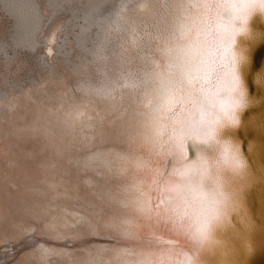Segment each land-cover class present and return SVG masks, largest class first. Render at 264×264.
<instances>
[{"label": "bare ground", "instance_id": "obj_1", "mask_svg": "<svg viewBox=\"0 0 264 264\" xmlns=\"http://www.w3.org/2000/svg\"><path fill=\"white\" fill-rule=\"evenodd\" d=\"M145 3L0 0V264H189L197 246L190 230L178 233L174 225L157 217V208L166 207L157 186L145 187L149 177L142 171H124L127 162L118 153H138L128 152L123 145L94 149L106 153L99 169L107 183L99 182L109 193L102 215L97 216L71 193L57 197L47 190L46 184L58 179L56 169L48 167L46 171L39 165H52L55 160L48 153L35 159L28 155L33 150L39 153L46 141L18 133L52 109L58 117L53 131L57 136L71 137L72 114L82 98L104 106L95 94L84 97L76 88H110L123 70L121 53L130 43L128 24L120 19V10L126 6L129 18L148 17L149 10L141 7ZM150 6L159 7L155 0ZM65 83L73 89L67 96L62 95ZM124 107L132 112L128 103ZM39 123L45 121L40 119ZM133 184L147 193L153 209L151 220L135 212ZM74 214L90 223H76ZM124 221L130 223L132 239L105 227L108 222ZM46 224L66 236H79L74 240L50 239L38 231ZM180 241L185 244L182 253ZM41 248L50 251L44 255ZM121 249L131 254L121 253Z\"/></svg>", "mask_w": 264, "mask_h": 264}, {"label": "clouds", "instance_id": "obj_2", "mask_svg": "<svg viewBox=\"0 0 264 264\" xmlns=\"http://www.w3.org/2000/svg\"><path fill=\"white\" fill-rule=\"evenodd\" d=\"M155 3L158 8L146 6L149 22L128 30L130 43L142 50L143 67L121 70L110 88L122 90L143 134L156 145L151 159L157 192L173 198V211L200 249L228 214L225 171L238 174L246 166L220 133L238 126L247 107L237 43L249 31L251 17L264 12V0ZM190 140L216 145V154L202 151L190 160Z\"/></svg>", "mask_w": 264, "mask_h": 264}, {"label": "snow or ice", "instance_id": "obj_3", "mask_svg": "<svg viewBox=\"0 0 264 264\" xmlns=\"http://www.w3.org/2000/svg\"><path fill=\"white\" fill-rule=\"evenodd\" d=\"M152 2L153 0H146V3L141 6L142 9L148 10L146 6ZM127 11L126 6L122 7L119 17L128 24L130 32L139 30L141 26L147 24L150 20L149 16L129 18L125 15ZM121 57L120 66L123 69L131 70L143 67L142 50L133 43H129L128 47L121 53ZM63 86L66 89L62 93L63 96L73 92V89L66 83ZM76 91L83 92L84 97L95 94L105 103L103 107H97L82 98L76 105L74 114H72L71 127L73 135L71 137L57 136L53 131L58 117L52 109H48L47 116H38L36 123L29 124L26 128L18 130V133L33 140L42 139L46 141V143L41 145L39 153L33 150L28 155L31 159H35L37 155L48 153L55 160V164L52 165L46 163L39 165V167L45 168L46 171L48 167L56 169V177L58 179L47 183V190L55 192L57 197H67L71 193L76 199L84 201L89 208H92L94 215L101 216L103 203L109 195L105 188L107 179L99 169L102 158L106 153L94 149H101L109 145H123L128 152L138 153L136 156L118 153V156L121 160L127 162V167L124 169L125 172L142 171L145 176L149 177V182L145 184V187L150 188L154 183L155 176V162L151 157L156 145L143 134L139 117L133 112L129 113L128 109L124 107L129 102L125 99L122 90L118 91L113 88L96 90L77 86ZM40 119H43L45 123L40 124ZM160 147L163 149L164 145H160ZM100 180H104L105 184H101ZM41 183H45V181ZM131 187L137 193L132 202L135 212L145 219L151 220L153 218V209L147 193L136 184ZM159 195L161 194L158 193V197ZM163 198L166 202V207L163 209L158 207L155 213L156 216L174 225L178 233H183L186 229H189L183 218L173 211V198L167 195H163ZM74 215L76 216V223H90L85 217ZM105 227L118 231L126 239L133 238V232L128 221L120 224L108 222ZM92 229L93 234H95V226H92ZM38 231L41 235L57 240H74L79 236L78 233L66 236L61 232L55 231L48 224ZM40 250L44 255H47L50 251L46 248H41ZM120 252L131 254L128 249H121ZM138 264H144V262L139 261Z\"/></svg>", "mask_w": 264, "mask_h": 264}, {"label": "water", "instance_id": "obj_4", "mask_svg": "<svg viewBox=\"0 0 264 264\" xmlns=\"http://www.w3.org/2000/svg\"><path fill=\"white\" fill-rule=\"evenodd\" d=\"M248 28L237 43L243 57L239 71L247 107L238 126H226L220 133V139L231 143L246 166L238 174L225 171L226 189L231 194L227 217L215 227L209 244L195 247L189 264H264V12L257 11ZM187 147L193 160L202 151L214 156L217 146L190 140ZM184 245L178 243L181 253Z\"/></svg>", "mask_w": 264, "mask_h": 264}]
</instances>
